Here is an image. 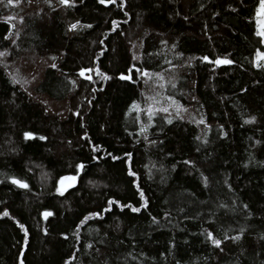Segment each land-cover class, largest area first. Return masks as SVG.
<instances>
[{
    "label": "trees",
    "instance_id": "trees-1",
    "mask_svg": "<svg viewBox=\"0 0 264 264\" xmlns=\"http://www.w3.org/2000/svg\"><path fill=\"white\" fill-rule=\"evenodd\" d=\"M72 3H0V264H264L259 0Z\"/></svg>",
    "mask_w": 264,
    "mask_h": 264
},
{
    "label": "snow or ice",
    "instance_id": "snow-or-ice-1",
    "mask_svg": "<svg viewBox=\"0 0 264 264\" xmlns=\"http://www.w3.org/2000/svg\"><path fill=\"white\" fill-rule=\"evenodd\" d=\"M21 2V0H7V5H10V6H15V5H18L19 3ZM46 3H48V0H45ZM58 4L60 6H64V7H69V6H74V4L72 3V0H57ZM81 2H83V0H81ZM98 3L100 4H108V3H116V0H97ZM0 3H4V0H0ZM124 5H125V0H119V7L121 8V10L124 9ZM49 7H51V4L49 3ZM234 10V9H233ZM255 13H256V16L258 17L257 21H256V24H257V28H256V32H255V35L257 37H259V43L261 44L262 46V50H257L256 53H255V59L253 60V66L254 67H259V66H264V65H261L259 62L261 61H264V0H259V3L255 9ZM125 15H127V12H125ZM13 19V17L9 16L7 18V20H11ZM7 20L5 21V23H7ZM79 23V21H77L76 23L72 24L69 26V31L73 30L76 28L77 24ZM112 24H113V28L116 27V21H112ZM84 28H91L92 26L90 24H85L83 25ZM123 33H121L122 35ZM5 39H7V36L5 37ZM2 55H6V53H0V56ZM51 59H55V57H51ZM133 59H135V57H133ZM203 60L208 62V63H212V64H215V65H228V64H231L232 61L230 59H215V60H209V58L207 56L203 57ZM52 68H55L56 65L55 64H52L51 65ZM89 71H96L97 75L98 76H101L104 80H108L110 79L109 76L107 75H104L103 73H100L98 70H95V69H85V68H81L79 70V76L81 77H84L85 79L91 81V76H85V73L86 72H89ZM129 72H131L132 70L129 69L128 70ZM141 75H146V73H143L141 72L140 73ZM118 79L121 80V81H128L129 83H132L134 82L133 80V77L129 74H126V73H121L119 76H118ZM132 108H135V104H133L131 106ZM160 111H164L166 112L167 109L166 108H162L160 109ZM152 112V109L151 107H149V113ZM74 115H76V113H73ZM151 115H149V123H151ZM254 119V118H253ZM168 123H171V120H168L167 121ZM253 120H246L245 123H252ZM198 123H203V120H200L198 121ZM81 127H83V125H81ZM146 129H141V131H145ZM223 135V133H222ZM23 138L28 141V140H32L34 137H33V134L31 132H24L23 133ZM39 140L41 141H44L46 139V137L44 136H39L38 137ZM99 145H94L92 146V151L93 152H97V150L99 149ZM109 156H111V159L113 161L119 159L117 156H113L111 155V153H108ZM126 155H129L130 154H126ZM92 161H97L98 157L96 155H93L91 157ZM185 164H189L190 162L185 160L184 161ZM85 168V165L83 163H80V164H76L75 165V173L73 174H70V175H64V176H61L59 178V180L57 181V187H56V191L59 195L63 196L64 193L66 191H68V189H71L73 188V186L77 183V176L78 174ZM127 175L129 177H133L135 175V173L131 170V168H129L128 172H127ZM9 179V183L12 184L13 186L19 188V189H25L27 190L28 189V184L25 183L22 179H17L15 177H10L8 178ZM134 183V181H133ZM137 191H139V188H137ZM140 198H141V203H140V207H133L131 204H121L119 201L117 200H114V199H108L106 201L107 205L109 206H114L115 208L117 209H120L121 211H123L125 208L127 209H130L133 213H138L140 212L141 208L145 207L144 203H143V199H144V196H143V193L140 194ZM112 211V207H104L102 208V212H110ZM53 215V213L51 211H44L41 213V216L44 218V219H47L49 217H51ZM89 216H92V217H96V218H101V213L100 212H91L89 213ZM0 217H9V213L8 211H3L2 213H0ZM11 219V217H9ZM88 217L86 216L84 218V220H87ZM84 220L81 221V224L84 223ZM18 227H20L21 231H24V226L22 224H18ZM79 227V225L77 226ZM241 231H243V229H241ZM27 237H28V233L25 231L24 232V238H25V241H27ZM65 239H67V237H65ZM207 239L209 241H211V243L213 244L214 247L216 248H220L221 246V241L219 239H215L213 234L211 232L207 233ZM225 239H229L228 236H225ZM231 239L233 241H236L239 239V236H236V237H231ZM261 239H264V237H261ZM65 264H68V261H65Z\"/></svg>",
    "mask_w": 264,
    "mask_h": 264
},
{
    "label": "water",
    "instance_id": "water-1",
    "mask_svg": "<svg viewBox=\"0 0 264 264\" xmlns=\"http://www.w3.org/2000/svg\"><path fill=\"white\" fill-rule=\"evenodd\" d=\"M110 3H108L107 5H109ZM229 65V64H228ZM218 67H221V66H227V65H217ZM75 186V185H74ZM73 186V187H74ZM68 190H70V189H68Z\"/></svg>",
    "mask_w": 264,
    "mask_h": 264
},
{
    "label": "rangeland",
    "instance_id": "rangeland-1",
    "mask_svg": "<svg viewBox=\"0 0 264 264\" xmlns=\"http://www.w3.org/2000/svg\"><path fill=\"white\" fill-rule=\"evenodd\" d=\"M258 17L256 16V21H257Z\"/></svg>",
    "mask_w": 264,
    "mask_h": 264
}]
</instances>
